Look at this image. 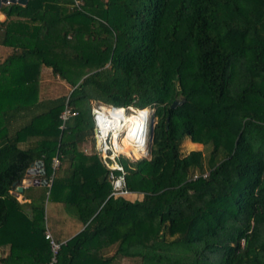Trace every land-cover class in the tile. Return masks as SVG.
I'll return each mask as SVG.
<instances>
[{
    "label": "trees",
    "instance_id": "trees-1",
    "mask_svg": "<svg viewBox=\"0 0 264 264\" xmlns=\"http://www.w3.org/2000/svg\"><path fill=\"white\" fill-rule=\"evenodd\" d=\"M0 11V262L49 264L50 229L56 264H264V0H29ZM43 65L69 95L40 98ZM94 103L154 109L149 157L120 158L141 199L112 196L108 167L85 147H95ZM67 104L78 113L62 128ZM187 139L208 155L185 157ZM37 160L51 186L17 191ZM53 207L81 231L60 228Z\"/></svg>",
    "mask_w": 264,
    "mask_h": 264
},
{
    "label": "built area",
    "instance_id": "built-area-1",
    "mask_svg": "<svg viewBox=\"0 0 264 264\" xmlns=\"http://www.w3.org/2000/svg\"><path fill=\"white\" fill-rule=\"evenodd\" d=\"M144 112H146L145 117ZM77 113L67 104L61 114L63 121L61 127H65L66 121L70 117L77 115ZM92 113L95 122L94 146L109 169V178L113 185L111 195L128 198L133 193L127 189V171L120 158L121 156H127L131 160H135V158L121 148L127 143L132 152L139 150L140 157H149L150 128L154 119V109L148 107L138 108L133 105L125 107L94 103ZM60 165L61 160L56 156L53 160L54 174L60 168ZM207 174H204V176H207ZM52 180V178L48 179L49 186H51ZM46 238L50 240L53 253L49 264H56L61 243L54 239L48 229Z\"/></svg>",
    "mask_w": 264,
    "mask_h": 264
},
{
    "label": "rangeland",
    "instance_id": "rangeland-1",
    "mask_svg": "<svg viewBox=\"0 0 264 264\" xmlns=\"http://www.w3.org/2000/svg\"><path fill=\"white\" fill-rule=\"evenodd\" d=\"M1 51H3V52L1 53ZM6 51H7L6 48L0 47V57H2L1 56L2 54L5 56L4 53H6ZM43 67L45 69L42 73L41 82H40V93H39L40 98L45 99V98H54V97H58V96H62V95H69L73 89L72 86L65 79L60 77L59 75H55L53 73L51 67H48L46 65H43ZM91 145H92L91 143H87L85 145L87 150L89 149V147ZM124 146L125 145H123V147ZM195 151H204V153L208 155V148H206L203 144L193 143L189 139H187L183 142L182 154L185 155V157L190 156L191 153L195 152ZM139 157H140V155L133 156V158H135V159H137ZM136 196L132 195L131 197H129V199L135 200V198H137ZM18 197H19V199H22L23 196L21 194H18ZM141 197H142V195H138L139 199ZM48 207H50V205H48V203H47V205H46V219L48 217ZM47 223L49 224L48 220H47ZM122 262H123V264H132V261L130 259H123Z\"/></svg>",
    "mask_w": 264,
    "mask_h": 264
},
{
    "label": "water",
    "instance_id": "water-1",
    "mask_svg": "<svg viewBox=\"0 0 264 264\" xmlns=\"http://www.w3.org/2000/svg\"><path fill=\"white\" fill-rule=\"evenodd\" d=\"M29 0H0V9L2 6L8 3H18L26 5ZM186 101L185 97H181L178 100H175L172 104V108H176L179 105H182ZM46 170L44 168V163L41 160H37L28 170L26 176L22 180V183L17 187V191L23 192L24 188L29 186H48V178H34L33 176H45ZM2 257V250H0V258ZM0 264H5L0 262Z\"/></svg>",
    "mask_w": 264,
    "mask_h": 264
},
{
    "label": "crops",
    "instance_id": "crops-1",
    "mask_svg": "<svg viewBox=\"0 0 264 264\" xmlns=\"http://www.w3.org/2000/svg\"><path fill=\"white\" fill-rule=\"evenodd\" d=\"M6 19V15L0 11V21H4ZM3 51H1L2 53ZM2 57H0V60L3 59L5 56L2 54ZM42 60V56L40 54H26L24 57V61L26 63H36V62H40ZM44 67H42V73L44 71ZM199 144V143H196ZM90 149H95V147H93L92 145L89 147V149L87 151H89ZM34 178H41L40 176H33ZM136 196V199L138 198V195H142L141 193H133L131 194L129 197L131 196ZM129 197L127 199H129ZM142 198V197H141ZM140 198V199H141ZM129 200H133V199H129ZM53 207L52 213L53 215H57L58 219L61 221L59 224V227L62 228L65 231H70V233L77 234L79 231H81V225L79 224V222H77L74 218H72L71 216H69L66 212H63L61 210L55 209ZM49 231L51 232V230L49 229ZM114 252V249H108L106 251V254H111ZM17 264H20V262H18Z\"/></svg>",
    "mask_w": 264,
    "mask_h": 264
},
{
    "label": "bare ground",
    "instance_id": "bare-ground-1",
    "mask_svg": "<svg viewBox=\"0 0 264 264\" xmlns=\"http://www.w3.org/2000/svg\"><path fill=\"white\" fill-rule=\"evenodd\" d=\"M145 116H146V112H144V117H145ZM121 149L124 150L125 152H128V153L132 154L133 156L140 155L139 150H134V152H132V151L130 150L129 145H128L127 143H126V145H125L124 147L122 146Z\"/></svg>",
    "mask_w": 264,
    "mask_h": 264
}]
</instances>
